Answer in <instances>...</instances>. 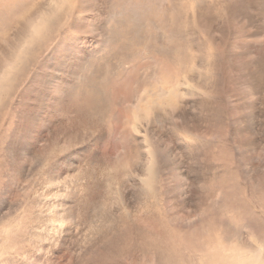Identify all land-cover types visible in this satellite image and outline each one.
<instances>
[{"label": "rangeland", "instance_id": "374dc122", "mask_svg": "<svg viewBox=\"0 0 264 264\" xmlns=\"http://www.w3.org/2000/svg\"><path fill=\"white\" fill-rule=\"evenodd\" d=\"M0 264H264V0H0Z\"/></svg>", "mask_w": 264, "mask_h": 264}]
</instances>
